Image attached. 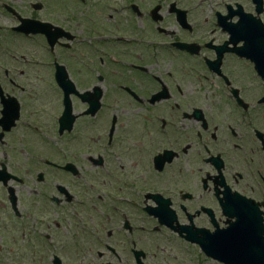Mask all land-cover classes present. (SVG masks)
Instances as JSON below:
<instances>
[{"label": "flooded vegetation", "instance_id": "obj_1", "mask_svg": "<svg viewBox=\"0 0 264 264\" xmlns=\"http://www.w3.org/2000/svg\"><path fill=\"white\" fill-rule=\"evenodd\" d=\"M0 264H264V0H0Z\"/></svg>", "mask_w": 264, "mask_h": 264}]
</instances>
